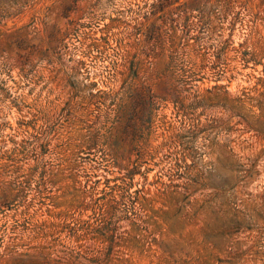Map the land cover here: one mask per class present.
I'll use <instances>...</instances> for the list:
<instances>
[{
	"label": "rangeland",
	"instance_id": "374dc122",
	"mask_svg": "<svg viewBox=\"0 0 264 264\" xmlns=\"http://www.w3.org/2000/svg\"><path fill=\"white\" fill-rule=\"evenodd\" d=\"M0 264H264V0H0Z\"/></svg>",
	"mask_w": 264,
	"mask_h": 264
}]
</instances>
